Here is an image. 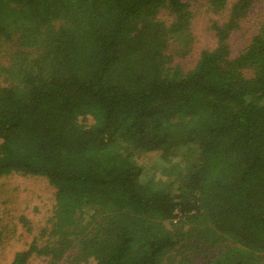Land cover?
Masks as SVG:
<instances>
[{
	"label": "trees",
	"instance_id": "1",
	"mask_svg": "<svg viewBox=\"0 0 264 264\" xmlns=\"http://www.w3.org/2000/svg\"><path fill=\"white\" fill-rule=\"evenodd\" d=\"M198 1L0 0V179L54 189L1 264H264L261 0H204L185 68Z\"/></svg>",
	"mask_w": 264,
	"mask_h": 264
},
{
	"label": "rangeland",
	"instance_id": "2",
	"mask_svg": "<svg viewBox=\"0 0 264 264\" xmlns=\"http://www.w3.org/2000/svg\"><path fill=\"white\" fill-rule=\"evenodd\" d=\"M194 14L192 42L187 57L180 63L188 68L193 64L200 49L212 47L215 39L210 26L212 21H222L225 13H213L207 9L204 0L191 3ZM264 16V0L253 6L238 28L229 37L232 53L242 48L252 33L254 24ZM54 189L42 177L11 175L0 179V264L11 259L13 253L24 247L47 225V217L53 204ZM24 217L25 222L20 220ZM30 227V231L26 230ZM28 264H43L32 259Z\"/></svg>",
	"mask_w": 264,
	"mask_h": 264
}]
</instances>
